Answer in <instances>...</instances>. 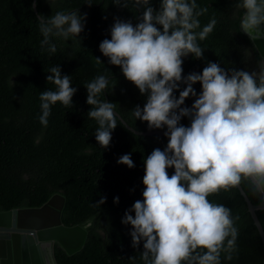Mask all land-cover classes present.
<instances>
[{
    "label": "clouds",
    "instance_id": "9594fccd",
    "mask_svg": "<svg viewBox=\"0 0 264 264\" xmlns=\"http://www.w3.org/2000/svg\"><path fill=\"white\" fill-rule=\"evenodd\" d=\"M230 2L201 8L198 0H161L156 9L150 0H135L133 6L143 8L139 22L134 25L116 17L111 39L99 45L108 63L120 67L125 78L146 96L144 106H135L132 115L147 122L152 131L146 133L165 132L168 138L166 148H156L146 157L143 200L135 201L122 218L124 225L132 226V247L139 248L143 241L140 264H221L222 253L231 261L238 217L208 199L220 189L251 180L263 204L259 210H264V55L257 53L253 43L264 38V0H239L235 10L230 9ZM86 4L94 3L87 0ZM114 4L128 8L129 0H114ZM206 15L208 22L202 20ZM221 15L239 19L240 31L250 40L259 61L247 47L250 58L244 69L221 67L209 47ZM86 20L87 14L79 9L39 14L36 22L43 36L42 49L48 46L50 53L57 51L51 37H80ZM253 61L257 70L249 71ZM96 62L102 63L99 57ZM196 68L199 73L183 75ZM48 73L46 80L55 90L40 93L39 121L44 126L52 106L60 102L73 107L78 91L59 65ZM109 83L108 76L97 75L84 86L91 106L87 116L97 121L95 139L104 149L117 128L116 103L99 99ZM181 85L185 86L182 90ZM189 97L195 98L194 103L184 106ZM183 117L190 119V126L181 124ZM165 127L166 131L158 130ZM117 163L135 167L130 153ZM170 168L175 169L171 176ZM106 199L102 197L93 206L101 207ZM114 203H119V197ZM91 227L89 219L84 228Z\"/></svg>",
    "mask_w": 264,
    "mask_h": 264
},
{
    "label": "trees",
    "instance_id": "16d2710c",
    "mask_svg": "<svg viewBox=\"0 0 264 264\" xmlns=\"http://www.w3.org/2000/svg\"><path fill=\"white\" fill-rule=\"evenodd\" d=\"M42 1L45 16L78 9L82 15L87 14L80 37H57L58 40L89 82L97 75L110 78L109 88L101 94L108 102L116 103L115 109L134 128L152 131L147 122L136 120L131 112L137 105L144 106L146 96L125 78L120 67L108 63V57L99 48L104 39H111L110 29L116 17L135 25L143 8L134 7L135 0H129L128 8L116 6L114 0H92L91 7L86 4L87 0ZM222 1L225 0H198V4L204 8ZM160 2L150 0L156 9ZM238 2L231 0L230 9L235 10ZM34 3L35 0H0V212L39 208L54 195L61 194L66 199L62 223L84 227L91 219L92 227L86 229L83 248L72 256L54 246L57 264H140L143 241L139 248L132 247V226L124 225L122 218L135 201L143 200L146 157L156 148H166L168 141L137 138L117 120L109 147L101 148L95 139L99 125L87 116L91 109L86 102L87 89L58 50L50 53L48 46L41 47L43 36L36 22ZM209 19L208 15L202 18L204 22ZM234 19L227 15L219 17L215 32L209 37V47L219 57L221 67L244 69L250 58L246 48L252 45L241 33L239 19ZM251 51L259 61L260 56L253 48ZM96 57L102 63H97ZM57 65L62 74L71 76L72 87L78 91L73 96V107H65L60 102L52 106L48 125L44 126L39 121V97L46 89L55 90V85L47 82L46 77L50 74L48 70ZM193 72L199 73V70L183 72V75ZM174 95L178 98L179 91ZM194 100V97L187 98L184 106L191 107ZM181 124L190 126L191 121L183 117ZM129 153L134 168L117 163L119 157ZM167 171L171 176L175 169ZM242 184L254 204L260 205L254 183L242 180ZM102 197L107 198L106 202L94 207ZM115 197H119L118 204L114 203ZM208 199L223 204L231 209L233 218L238 217L233 258L225 260L222 253L221 264H264L263 242L239 189H220ZM259 213L264 222V210Z\"/></svg>",
    "mask_w": 264,
    "mask_h": 264
},
{
    "label": "water",
    "instance_id": "95a60500",
    "mask_svg": "<svg viewBox=\"0 0 264 264\" xmlns=\"http://www.w3.org/2000/svg\"><path fill=\"white\" fill-rule=\"evenodd\" d=\"M35 12L44 15L43 1L35 0ZM57 50L68 67L85 86L88 79L82 74L73 59L57 37H51ZM255 49L264 55V38L253 40ZM99 99L106 100L100 94ZM117 120L135 137L148 140L168 141L165 132L146 133L134 128L116 109ZM248 205V210L260 233L264 245V222L259 213L263 206H256L241 183L237 186ZM66 199L56 194L39 208L14 209L0 212V264H57L54 257V246L57 245L66 255L79 252L86 241L87 231L83 226H65L61 220Z\"/></svg>",
    "mask_w": 264,
    "mask_h": 264
},
{
    "label": "rangeland",
    "instance_id": "374dc122",
    "mask_svg": "<svg viewBox=\"0 0 264 264\" xmlns=\"http://www.w3.org/2000/svg\"><path fill=\"white\" fill-rule=\"evenodd\" d=\"M257 70V62L253 61L251 65L249 66V71Z\"/></svg>",
    "mask_w": 264,
    "mask_h": 264
}]
</instances>
